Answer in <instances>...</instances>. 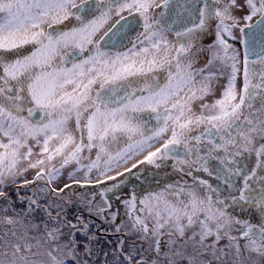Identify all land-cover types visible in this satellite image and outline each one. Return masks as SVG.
Segmentation results:
<instances>
[{"label":"snow or ice","instance_id":"1","mask_svg":"<svg viewBox=\"0 0 264 264\" xmlns=\"http://www.w3.org/2000/svg\"><path fill=\"white\" fill-rule=\"evenodd\" d=\"M221 261L264 264V0H0V264Z\"/></svg>","mask_w":264,"mask_h":264},{"label":"flooded vegetation","instance_id":"2","mask_svg":"<svg viewBox=\"0 0 264 264\" xmlns=\"http://www.w3.org/2000/svg\"><path fill=\"white\" fill-rule=\"evenodd\" d=\"M211 24H212V28H213V32H214L215 21H212ZM234 31L238 33V30H234ZM212 39H214V35L210 36V37L206 36L204 38V42L205 43H211ZM229 42H231V41H229ZM236 47L238 49H240V53H241V55H240L241 64L239 65L241 71H240V74L238 75V80H237V86L239 87L243 83V79L240 77L242 72H243V67H242V65H243V49L240 47L239 44H237ZM253 67L257 71L260 70V66L258 64L254 65ZM223 82H226V81H221V83H223ZM218 86L219 85H217V88H219ZM208 100H209V98H208ZM86 153H85V155H87ZM238 159L240 160V162L243 165L245 163V160L246 161L248 160V165L251 164V161H255L254 157H251V158L241 157ZM85 163H86V161H85ZM169 163H171V162H169ZM216 165H217V161H211L209 166L214 167ZM146 167H148V169H149V173H148L149 175H151L153 172H156V176L154 179L149 180L147 183H142L140 188L137 189V192L135 194L137 195L138 199L140 197H142L143 195L147 194V192H160V191H162L166 187L167 184L175 185L177 182H179L181 185L185 184V182H186L187 186H192L194 184L193 177H190V176H183V177L181 176L180 177L179 176L180 174H186V173L174 172L171 167H164L161 170H159L158 172H157V170L151 168V166H146ZM194 176H198V177H201L203 179L208 180V182L210 184H212L213 186H217L219 184V181H217L214 176H208L203 171L194 172ZM220 186L223 189V185H220ZM122 194L125 196V198H127L131 194V189L129 188L128 190H126ZM197 194L200 196H203V193L199 192L198 190H197ZM181 198H184L183 194L181 195ZM169 199H175V197L169 196ZM118 207L121 208L123 211H125V209L123 208L122 205H119ZM236 214L239 215V212H237ZM97 222H100V221H97ZM100 225L102 228L107 227L102 222H100ZM238 227L239 226L235 225V224L232 226V234L233 235H237L236 229ZM122 241H124V246H126L127 240L123 238ZM224 243H226V241L222 240L221 245H223ZM241 243H244V241H241Z\"/></svg>","mask_w":264,"mask_h":264},{"label":"rangeland","instance_id":"3","mask_svg":"<svg viewBox=\"0 0 264 264\" xmlns=\"http://www.w3.org/2000/svg\"><path fill=\"white\" fill-rule=\"evenodd\" d=\"M243 73V72H242ZM243 79V75L241 74L240 76ZM219 87V86H218ZM239 88V87H238ZM218 96V93H217ZM209 100L208 102H211V100L213 99V97H208ZM196 111H199V108L197 106ZM74 127V125H73ZM115 150V149H113ZM34 151H39V149H34ZM86 153V152H85ZM87 154V153H86ZM88 155V154H87ZM94 158V155H93ZM87 162V161H86ZM255 161H251V164L248 165V160H245L244 166L246 167H252L254 166ZM34 175L33 171H29L27 173V178L28 179H32ZM180 177L182 176H188L186 174H180ZM66 177H62V179H64ZM38 186H43V181L38 182ZM8 191H10L13 195V199H15V193L12 191V189H8ZM31 187L28 188H20V192L22 195H31ZM124 198L125 196L123 194H121ZM118 207L115 203H114V209ZM120 211V217L122 220L125 221V224L121 227V231L119 233L115 232L114 229H110L109 225L107 223H103L105 224L107 227H101L100 222H97V227L100 228V232L98 233L99 235V244L105 246V250L106 251H111L112 250V246L113 245H118L120 244V242L124 239L127 240V245L124 246L125 250L128 251L130 249H134L135 251H143L144 255L146 257H151L152 253L149 249V243L150 241H144V240H140L138 239V234L134 233V232H130L129 231V226H130V221L127 220V217L125 216V211H123L121 208H119ZM240 216H244V213H239ZM118 234V235H117ZM164 239H167V237H164ZM189 251H191V247L189 246ZM219 254V253H217ZM46 259V257H36V259ZM210 258V256L208 257ZM221 264H223V261H221Z\"/></svg>","mask_w":264,"mask_h":264}]
</instances>
